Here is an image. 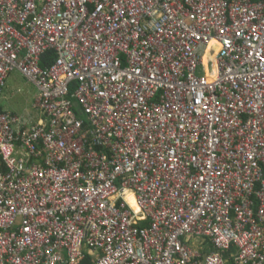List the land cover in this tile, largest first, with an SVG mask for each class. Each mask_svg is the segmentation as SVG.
Here are the masks:
<instances>
[{
    "label": "built area",
    "instance_id": "1",
    "mask_svg": "<svg viewBox=\"0 0 264 264\" xmlns=\"http://www.w3.org/2000/svg\"><path fill=\"white\" fill-rule=\"evenodd\" d=\"M14 70L0 264H264V0H0Z\"/></svg>",
    "mask_w": 264,
    "mask_h": 264
},
{
    "label": "crops",
    "instance_id": "2",
    "mask_svg": "<svg viewBox=\"0 0 264 264\" xmlns=\"http://www.w3.org/2000/svg\"><path fill=\"white\" fill-rule=\"evenodd\" d=\"M24 79L23 75H21L19 72L13 71L11 72L6 80V86L4 88L2 97L0 99V112H7L10 114L16 115L18 118H20L21 122L23 124L29 125V124H35L38 121H45V117L43 114H41L40 111L37 113H33L28 109H25V114H19L14 111L13 101L16 98V94L22 91V86L19 84L20 79ZM34 92V102L35 98L37 96V89L33 91ZM10 109H6L5 107H10ZM34 107V103H33ZM35 108V107H34ZM36 109V108H35ZM37 117L34 121H31L32 118ZM199 246V245H197ZM202 252L208 253L213 250L212 246L204 242L203 246H199Z\"/></svg>",
    "mask_w": 264,
    "mask_h": 264
},
{
    "label": "rangeland",
    "instance_id": "3",
    "mask_svg": "<svg viewBox=\"0 0 264 264\" xmlns=\"http://www.w3.org/2000/svg\"><path fill=\"white\" fill-rule=\"evenodd\" d=\"M14 71L19 72L17 70H14ZM23 78L24 79L21 78L19 81V84L22 86V91L16 94L15 96L16 98L13 101L14 111L19 114H25L26 113L25 109H28L35 114L38 112V110L33 107V103H34V92L33 91L36 90V87L27 78H25L24 76ZM5 108L10 109L11 106L8 108L7 107ZM36 118L37 117L32 118L31 121H34Z\"/></svg>",
    "mask_w": 264,
    "mask_h": 264
},
{
    "label": "trees",
    "instance_id": "4",
    "mask_svg": "<svg viewBox=\"0 0 264 264\" xmlns=\"http://www.w3.org/2000/svg\"><path fill=\"white\" fill-rule=\"evenodd\" d=\"M56 57V54L54 51H48L45 55H43V57H41V61H40V65L41 66H45V65H48L50 64ZM88 263V258H86L84 261H83V264H87ZM229 264H231L230 261H228Z\"/></svg>",
    "mask_w": 264,
    "mask_h": 264
},
{
    "label": "bare ground",
    "instance_id": "5",
    "mask_svg": "<svg viewBox=\"0 0 264 264\" xmlns=\"http://www.w3.org/2000/svg\"><path fill=\"white\" fill-rule=\"evenodd\" d=\"M204 60H205V57H204ZM126 199L129 202V204H131L133 207H135L134 197L131 194L127 193Z\"/></svg>",
    "mask_w": 264,
    "mask_h": 264
},
{
    "label": "water",
    "instance_id": "6",
    "mask_svg": "<svg viewBox=\"0 0 264 264\" xmlns=\"http://www.w3.org/2000/svg\"><path fill=\"white\" fill-rule=\"evenodd\" d=\"M74 105H76V103H74Z\"/></svg>",
    "mask_w": 264,
    "mask_h": 264
}]
</instances>
